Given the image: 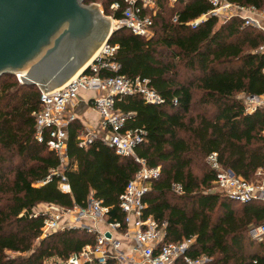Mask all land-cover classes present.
Wrapping results in <instances>:
<instances>
[{"label": "trees", "instance_id": "16d2710c", "mask_svg": "<svg viewBox=\"0 0 264 264\" xmlns=\"http://www.w3.org/2000/svg\"><path fill=\"white\" fill-rule=\"evenodd\" d=\"M229 1L264 8V0ZM115 2L121 3L116 11ZM104 4L107 15L122 18L124 0ZM158 6L150 37L124 26L109 40L119 45L112 57L121 65L118 74L148 79L162 97L155 104L133 93L115 102V109L129 114L124 130L144 129L135 155L119 154L100 137L81 146L84 124L75 119L63 166L36 137L40 87L20 83L15 74L0 77V264H49L95 244L97 234L81 228L44 235L45 216L36 211L43 203L87 207L93 194L109 208L107 221L124 223L120 198L142 167L138 159L161 167V177L145 196L146 214L167 223L168 241L196 237L187 254L208 256L205 264H264V242L249 236L264 222V202L241 203L215 192V172L205 163L208 154L218 152L225 168L248 180L264 170V108L247 114L237 96L264 93V51H257L264 32L244 26L238 17L219 23L209 16L192 26L212 9L208 0L174 5L160 0ZM196 102L203 112H193ZM62 174L71 192L61 189ZM176 183L183 187L179 195Z\"/></svg>", "mask_w": 264, "mask_h": 264}, {"label": "built area", "instance_id": "2783aa9c", "mask_svg": "<svg viewBox=\"0 0 264 264\" xmlns=\"http://www.w3.org/2000/svg\"><path fill=\"white\" fill-rule=\"evenodd\" d=\"M159 1L124 0L122 18L115 19L113 15L108 18L113 21L116 29L125 26L136 35L150 37ZM177 1L179 0H168L171 5ZM208 1L212 9L192 21V26H197L209 16H216L224 22L238 17L243 20L244 26L264 32V8L247 7L229 0ZM120 7V2L111 5L114 11ZM174 20H177L176 15ZM118 48V44L103 42L86 70H81L62 86L46 92L40 88L41 108L35 112L36 137L40 142H46L49 149L59 156L63 166L68 161V128L72 121L78 119L74 110L80 92L92 93L89 103L101 116V130L85 129V133L84 127L79 133L80 145L87 146L100 137L122 155H135V149L143 142L145 132L144 129L124 130L129 114L115 109L116 100L123 95L140 93L149 103L162 102L161 95L148 85V79H131L118 74L121 65L112 60ZM257 51H264V44L260 45ZM104 71L114 74L105 75ZM238 98L243 101L247 114L264 108V93H241ZM138 160L142 167L130 180L120 198V207L126 213V226H123L122 222L107 221L109 208L103 206L93 194L88 199L87 207L67 208L47 204L48 209L41 211L45 216L44 235L67 228H81L97 234L94 245H87L81 252L51 261L49 264H205L210 260L206 255L194 258L187 254L196 242V237L178 242L168 241L167 223L146 214L148 203L145 196L151 189V181L160 177L161 168L149 167L144 160ZM207 161L215 172L214 187L221 193L241 203L264 202L263 169L255 173L254 180H248L232 169H226L218 152L210 153ZM61 179V189L71 192V185L63 174ZM173 187L182 191L180 184H174ZM102 223L106 226L101 227ZM252 232L257 241L264 242V222L253 227ZM254 263L256 264V261Z\"/></svg>", "mask_w": 264, "mask_h": 264}, {"label": "water", "instance_id": "95a60500", "mask_svg": "<svg viewBox=\"0 0 264 264\" xmlns=\"http://www.w3.org/2000/svg\"><path fill=\"white\" fill-rule=\"evenodd\" d=\"M86 1L0 0V77L15 74L46 92L86 70L117 30Z\"/></svg>", "mask_w": 264, "mask_h": 264}, {"label": "rangeland", "instance_id": "374dc122", "mask_svg": "<svg viewBox=\"0 0 264 264\" xmlns=\"http://www.w3.org/2000/svg\"><path fill=\"white\" fill-rule=\"evenodd\" d=\"M89 2V3H88ZM87 2V4H96L97 5V7L99 8V10L103 13V15H105V16H110V15H107L106 14V12H105V4H104V0H96L95 2H90V1H88ZM109 21H110V29H112V28H114L115 27V24L113 23V21L111 20V19H109ZM219 23H224V21L222 20V19H219ZM102 44H103V42L101 43V45H100V47L102 46ZM100 49V48H99ZM17 79H18V81L20 82V83H22L21 81H20V79H19V76H17L16 77ZM241 93H238L237 94V96H239ZM91 104V103H90ZM90 107H93L92 105L90 106ZM203 108H205L204 106H201L198 102H196V104H195V106H194V113H200V112H203L204 110H203ZM96 110V109H95ZM83 116H86V114L84 113L83 114ZM89 117V119H91V120H93V121H96L97 123H99V125H100V122H101V119L99 118V113H98V111L96 110V112H94V115H89L88 116ZM99 120H100V122H99ZM88 125V126H87ZM86 126H84L85 128H84V131H85V133H86V130L85 129H94V128H92V127H90V125H89V122H88V124H87ZM94 127V126H93ZM101 125L99 126V128L97 129L98 131L99 130H101ZM96 130V131H97ZM209 155V154H208ZM207 155V156H208ZM207 162V163H206ZM205 163H206V165H207V167H208V165L210 166V164L208 163V161H207V157H206V159H205ZM161 168V167H160ZM210 168L212 169V167L210 166ZM226 169H229V168H226ZM213 170V169H212ZM198 172H199V170H197ZM214 171V170H213ZM161 173H162V171H161ZM160 177H161V174H160ZM159 177V178H160ZM158 178V179H159ZM255 178H256V176H255ZM155 180H153V181H151V188H152V184H153V182H154ZM177 184V183H176ZM177 185H179V183L177 184ZM181 185V184H180ZM174 186V185H173ZM182 186V185H181ZM173 189H174V187H173ZM214 189V191L216 192V191H219V190H217L215 187L213 188ZM151 190V189H150ZM182 191H183V187H182ZM181 191V192H182ZM174 192L177 194V195H179L181 192L180 191H177V189L175 188L174 189ZM221 192V191H220ZM236 207H239V205H236ZM48 208H47V205H46V203H43V204H40L37 208H36V211L37 212H41L42 210H47ZM72 216H73V214H71ZM70 218H72L71 216H70ZM103 224V223H102ZM121 233H123V231H121ZM249 236L252 238V239H255L254 237H253V232H252V229L250 230V233H249ZM256 241V240H255ZM255 248H257L258 249V247L257 246H255ZM52 261H54V260H52Z\"/></svg>", "mask_w": 264, "mask_h": 264}, {"label": "crops", "instance_id": "0c3cea01", "mask_svg": "<svg viewBox=\"0 0 264 264\" xmlns=\"http://www.w3.org/2000/svg\"><path fill=\"white\" fill-rule=\"evenodd\" d=\"M91 97H92L91 92H85V91L80 92L79 100H78V103H77L74 111L76 112L78 119H80V121L84 124V126H86L89 122L90 127L97 130L100 126L99 123L89 119V117H88L91 114L94 115V112H96L94 107H90L91 104L89 103V101H90ZM84 113L86 114V116H83ZM99 118L101 119L100 115H99ZM99 122H100V120H99ZM102 226L104 227V226H106V224L105 225L101 224V227Z\"/></svg>", "mask_w": 264, "mask_h": 264}]
</instances>
